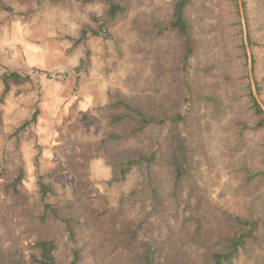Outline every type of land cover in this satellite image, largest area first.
Masks as SVG:
<instances>
[{"label": "trees", "instance_id": "16d2710c", "mask_svg": "<svg viewBox=\"0 0 264 264\" xmlns=\"http://www.w3.org/2000/svg\"><path fill=\"white\" fill-rule=\"evenodd\" d=\"M76 1L103 7L100 18L91 14L95 27L86 25L77 44L88 35L108 39L136 12L131 95L108 93L104 135L94 148L59 138L54 152L68 158L76 195L58 199L56 185L39 176L36 218L20 190L21 162L0 158V264H237L243 253H264V217L252 213L255 204L264 205V110L252 89L244 34L245 25L264 106V0H241L244 23L239 0H162L150 12L142 10L147 0ZM0 80L1 105L27 77L3 72ZM223 109L235 111L237 143L251 148L239 164L241 188L251 200L246 218L221 210L200 186L208 114ZM37 115L16 132L17 154L19 132ZM96 157L112 168L114 183L138 174L116 207L93 189L89 165Z\"/></svg>", "mask_w": 264, "mask_h": 264}, {"label": "rangeland", "instance_id": "374dc122", "mask_svg": "<svg viewBox=\"0 0 264 264\" xmlns=\"http://www.w3.org/2000/svg\"><path fill=\"white\" fill-rule=\"evenodd\" d=\"M1 4L11 11L0 7V73L16 72L27 77V81L13 86L0 105L3 121L0 158L4 155L7 160L16 158L21 162L25 179L20 190L27 198L28 215L36 218L40 211L39 176H47L56 185L58 199L76 195L75 176L68 158L58 157L54 152L59 138L69 137L75 143L94 148L104 135L108 93L119 90L131 95L127 79L134 66L130 48L136 43V34L131 29V20L136 12L111 30L108 39L88 35L77 44L86 25L95 27L91 14L102 16L103 7L99 3L66 0L65 5H60L50 0H0ZM161 4L162 0H147L148 7L142 10L150 12ZM90 85L106 90L105 102L101 103L100 98L84 114V98L93 92ZM3 90L0 80V99ZM155 97L168 103L161 95ZM36 112V122L19 132L17 154L15 134ZM208 116V158L201 168L200 186L221 210L246 218L251 200L241 188L239 164L251 148L237 143L238 133L232 129L234 110H216ZM160 130L163 131L157 127L154 131ZM89 173L95 192L105 196L113 207L138 182L136 171L124 182H112L113 170L100 157L90 162ZM252 208L254 215L264 217L263 204L257 203ZM261 252L243 253L237 264H264Z\"/></svg>", "mask_w": 264, "mask_h": 264}, {"label": "crops", "instance_id": "0c3cea01", "mask_svg": "<svg viewBox=\"0 0 264 264\" xmlns=\"http://www.w3.org/2000/svg\"><path fill=\"white\" fill-rule=\"evenodd\" d=\"M98 87H99L98 85H90V88H92L93 92L85 96L84 98L85 105L83 106L85 108H83L82 113L83 111H84V114L88 112V110L93 106V104H95V102H98L100 98H101V103L105 102L104 99H105L106 90L104 91V88L102 86H101V89H99ZM82 93L85 94V92H82Z\"/></svg>", "mask_w": 264, "mask_h": 264}, {"label": "water", "instance_id": "95a60500", "mask_svg": "<svg viewBox=\"0 0 264 264\" xmlns=\"http://www.w3.org/2000/svg\"><path fill=\"white\" fill-rule=\"evenodd\" d=\"M239 5H240V11H241L242 20H243V23H244V13H243V8H242L241 0H239ZM244 34H245V45H246V49H247V53H248V58H249V76H250L251 84H252V87H253L254 96H255L256 100L258 101L259 105L264 110V106L259 101V98H258L257 93H256V90H255V82H254V78H253L251 53H250V49H249V46H248V43H247L245 25H244Z\"/></svg>", "mask_w": 264, "mask_h": 264}]
</instances>
